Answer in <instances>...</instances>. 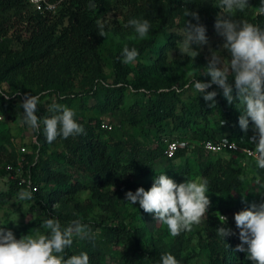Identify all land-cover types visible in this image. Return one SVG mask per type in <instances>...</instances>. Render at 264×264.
<instances>
[{"label":"trees","instance_id":"obj_1","mask_svg":"<svg viewBox=\"0 0 264 264\" xmlns=\"http://www.w3.org/2000/svg\"><path fill=\"white\" fill-rule=\"evenodd\" d=\"M47 1L57 2L54 12H39L28 0H0L1 105L15 107L21 123L28 126L20 107L25 93L43 92L51 94L53 103L63 102L69 95L61 93L69 91L81 74L85 76L81 82L85 90L71 97L80 102L92 97L98 111L105 113L117 109L122 124L134 131L105 137L103 134L114 131L113 126L108 130L101 127L100 120L86 123L75 113L85 133L48 143L42 119L55 113L42 108L36 112L41 118L39 131L31 128L35 140L30 152L18 151L16 156L8 133L0 134L2 167L6 169L22 155V174L35 190L18 180L15 184L32 192V201L40 210V215L29 219L20 231L47 234L42 227L47 218L58 219L62 227L80 219L89 226L90 235L83 240L74 237L71 248L65 250L66 257L83 251L88 253L90 264H112L114 260L116 264H160L161 255L171 253L179 264H192L193 247L187 242L186 231L172 237L139 204L134 205L133 212L115 208L116 203L125 202L123 191L135 192L139 187L148 190L163 172L177 183L196 178L208 181L211 205L200 237L205 241L209 264H251L246 252L235 251L240 240L234 221L235 213L264 202V191L250 186L256 175L249 180L242 177L243 160L251 158L226 151L205 153L200 142L221 138L237 141L243 134H254L252 123L247 132L243 131L238 123L242 110L238 100L228 104L222 90L213 85L208 91L218 95L216 105L210 107L212 102L204 101L202 94L192 88L184 90L190 79L180 82L173 75L175 64L172 68L166 64L169 46L186 36V20L196 22L183 15L184 9L198 12L207 33L220 11L215 7L219 0ZM109 12L120 18L109 20ZM132 18L151 22L147 38L140 39L126 26ZM249 22L264 27V16L256 15ZM125 46L138 50L135 64L123 63ZM108 67L107 75L104 70ZM194 78L210 80L203 72L195 73ZM84 104L80 103L83 110ZM138 127L142 139L136 137ZM175 137L187 138L193 145L189 151L179 150L168 158L164 139ZM227 154L230 156L223 160ZM206 155L209 158L201 159ZM178 158L184 162L175 165ZM158 161L166 166L155 168ZM245 189L252 193L247 198L242 195ZM82 191L87 192L90 204L99 207L101 213L96 219L89 217L92 207L80 216L77 195ZM219 214L228 217L227 226L236 235L224 240L217 235Z\"/></svg>","mask_w":264,"mask_h":264},{"label":"clouds","instance_id":"obj_2","mask_svg":"<svg viewBox=\"0 0 264 264\" xmlns=\"http://www.w3.org/2000/svg\"><path fill=\"white\" fill-rule=\"evenodd\" d=\"M249 0H219L215 5L219 13L215 20L216 33L223 43L216 50L209 49L210 56L203 75L210 77L205 82L192 79L184 85V90L192 88L202 94L204 101L216 105V91H208L215 85L222 90L228 104L238 100L242 106L239 126L245 132L251 121L253 136L249 142L254 145L249 155L258 170H264V27L246 19H234L237 12L249 7ZM186 36L179 41L177 48L181 57L196 58L199 50L193 45L208 44L206 27L200 23L198 12L184 9ZM256 15L264 16V0L256 9ZM134 29L140 39L148 37L151 22L148 19L132 18L127 25ZM103 34L101 33V36ZM227 54V58L223 55ZM123 63H134L139 55L136 48L125 46L122 50ZM231 76V79L229 78ZM165 89H162V91ZM235 91V96L233 95ZM19 95V93H17ZM8 98V96H5ZM40 104L38 95L24 94L20 107L23 109V121L33 130L39 131L41 118L36 115ZM48 111L54 115L43 117V132L48 143L58 137L67 139L85 133L84 127L75 119V111L66 105L53 103ZM224 123V122H223ZM208 181L202 178L186 179L177 183L163 172L155 178L151 187L145 190L139 187L135 192H126V201L139 204L145 213L154 215L156 221L166 225L172 237L181 232H190L194 225L201 224L208 214L211 201L208 196ZM32 192L21 190L18 199L31 200ZM220 226L217 235L221 238L236 235L227 226L228 217L218 215ZM235 226L239 230L240 243L235 251L246 252L251 264H264V202L252 204L249 208L234 214ZM42 227L47 234L38 230L33 234L16 238L13 231L0 227V264H90L87 252L65 256V250L71 248L74 237L83 240L90 235V228L80 219L72 220L62 227L56 218H47ZM160 264H179L171 253L161 255Z\"/></svg>","mask_w":264,"mask_h":264},{"label":"rangeland","instance_id":"obj_3","mask_svg":"<svg viewBox=\"0 0 264 264\" xmlns=\"http://www.w3.org/2000/svg\"><path fill=\"white\" fill-rule=\"evenodd\" d=\"M260 0H249V7L244 12H237L235 14L234 19H246L248 21L252 20L256 16V9L260 6ZM109 20H118L120 17L115 16L113 12L108 13ZM178 19H176L177 21ZM208 37V44L206 45H193V48H196L199 50V55L194 59L192 57L183 56L181 57V54L179 52V49L177 48V44L179 41L183 40L185 36H180L181 38L176 39L167 50L166 60L168 63V68H172L175 64L177 69L173 72V75L178 77L179 81L182 82L184 79H190L192 80L194 78L195 73L203 72L204 68L207 65L208 57L210 56L209 49L216 50L222 45L223 38L220 37L213 27L210 31L206 33ZM117 40V38H115ZM13 48H17V45L14 44ZM225 58H227V54L223 53ZM132 64H135L132 63ZM110 72V68H106L104 70V73L108 75ZM231 77V76H230ZM85 78L84 75H77L75 77L73 87L67 91L66 93H61L63 95L68 94L69 97L66 98L67 100L63 102L56 101L55 103L66 105L67 107L73 109L77 116L81 118L86 123H93L95 124L94 120H100V122L109 123L114 127V131L112 132H106L105 137L108 136H114L117 137L119 134H121L123 131L125 132H133L134 129L127 124H122L121 117L119 115V112L117 109L112 110L111 113H105L101 110L98 111L97 107H95V101L92 97H84L85 99L81 100L83 102L85 109L80 108V100L73 96V94H80L83 93L85 90V86H81L82 80ZM40 97V104L37 106V110L39 109H46L49 108L53 104L52 96L51 94L48 96L43 92L36 93ZM12 116L14 119H10L9 117ZM139 127L137 128L136 137L143 138L142 134L138 131ZM0 131L4 134L5 132L8 133L10 136L9 142L14 147V153L16 156L18 155L19 148L21 146L26 147V152H30L32 150V130L30 126H24L21 123L19 113L15 110V107H11L10 104H4L1 105V99H0ZM113 139V138H112ZM148 143V142H147ZM6 148L9 150L10 147L8 144H6ZM205 155V154H204ZM230 155H223L222 159L227 160V158ZM234 157L233 155H231ZM190 160H192L193 156H190ZM209 158L208 155L202 156L201 159L205 160ZM245 166L242 169V177H244L246 180H249L251 176L256 175L257 177L259 173L264 172V170H258L256 169L254 165L253 159L249 160H243ZM184 162V158H178L174 161V164H180ZM166 166V164L162 161H158L155 164V168H163ZM2 163H0V169L4 170V174L0 175V227H4L5 229H10L13 231L14 235L17 239H19L21 236L33 234L35 232L30 231V233L25 234L24 232H21L20 229L23 225L26 224V222L29 219L36 218L40 215L39 208L34 204V201L31 200H19L18 199V193L21 190H27V188L18 186L15 184V177L14 174L9 173L4 167H2ZM259 173H258V172ZM23 173V171H22ZM24 174V173H23ZM111 190H115L114 187H111ZM126 192L123 191V196L125 197V202L123 205H120L119 203L115 204V208H120L127 210V212H133L135 210V206L132 205L130 202L126 201ZM252 194L248 190H244L242 195L244 198H247ZM77 200L80 205V216L82 217L86 209H91V213L89 215L90 218L96 219L101 211H99V207H96L95 203L90 204V201H88L87 198V192L82 191L77 195ZM255 197V195L253 196ZM57 207V204L55 205ZM205 220L199 224L194 225L192 228V231L187 232L186 234L188 236L187 242L193 247V253L192 258H190V261L192 264H209L207 252H206V246L205 241L202 237H200V232L202 228L205 225ZM162 228H165L167 230L166 225H162ZM150 250V248H149ZM111 261L110 259H108ZM112 264H116L115 260Z\"/></svg>","mask_w":264,"mask_h":264},{"label":"built area","instance_id":"obj_4","mask_svg":"<svg viewBox=\"0 0 264 264\" xmlns=\"http://www.w3.org/2000/svg\"><path fill=\"white\" fill-rule=\"evenodd\" d=\"M28 2L39 12H54L57 5V2H49L47 0H28ZM101 127L110 130L112 125L102 122ZM252 136L253 135L243 134L237 141L231 140L229 138H221L217 141L207 139L201 141L200 145L205 153L226 151L232 153H241L252 159V157L249 155L250 150L254 148V145L249 142ZM32 140L34 141L35 138H32ZM192 145V141L187 138L175 137L171 139H164V155L168 158H173L177 151H189ZM19 150L24 153L26 152V147L23 145L19 148ZM22 160L23 157L20 155L17 158V161L14 164H8L6 169L9 173L14 174L15 179L18 180L20 184L26 185L32 190H35V187H31L29 178L23 176L22 174ZM250 186L256 191H264V172L259 173V175L252 180Z\"/></svg>","mask_w":264,"mask_h":264}]
</instances>
